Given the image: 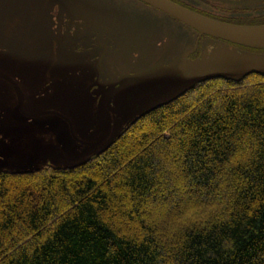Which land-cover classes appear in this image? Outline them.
<instances>
[{"label":"trees","instance_id":"obj_1","mask_svg":"<svg viewBox=\"0 0 264 264\" xmlns=\"http://www.w3.org/2000/svg\"><path fill=\"white\" fill-rule=\"evenodd\" d=\"M0 264H264V76L197 85L86 164L1 170Z\"/></svg>","mask_w":264,"mask_h":264},{"label":"rangeland","instance_id":"obj_2","mask_svg":"<svg viewBox=\"0 0 264 264\" xmlns=\"http://www.w3.org/2000/svg\"><path fill=\"white\" fill-rule=\"evenodd\" d=\"M71 1L98 4L102 13H121L132 27H144L142 21H152L160 51L172 45L177 54L190 40H197L193 30L136 0H0V75L21 88L28 114L55 109V99L67 89L58 83L61 75L52 63L61 16ZM242 5L253 8L258 1L238 0L233 7ZM212 43L207 37L200 41L206 47ZM18 105L15 88L0 80V167L22 168L36 156L49 154L70 163L80 159L77 149L81 146L73 141L61 119L54 115L26 117ZM170 204L176 206L177 201L164 199L162 207L169 208Z\"/></svg>","mask_w":264,"mask_h":264},{"label":"flooded vegetation","instance_id":"obj_3","mask_svg":"<svg viewBox=\"0 0 264 264\" xmlns=\"http://www.w3.org/2000/svg\"><path fill=\"white\" fill-rule=\"evenodd\" d=\"M172 1L222 21L264 20V0H257L258 6L253 8L247 5L234 8L238 0ZM142 22L144 27H132L121 13L113 10L102 13L98 4L84 1H71L61 16L52 68L63 74L60 82L79 85L65 92V101L56 98L53 106L78 126L79 138L90 144L82 145L88 155L97 152L96 144L106 136L98 150L113 141L123 126L113 113L112 100L117 89L128 82L125 76L139 74L159 62L166 65L177 56L172 45L160 51L153 22ZM198 51L188 60L199 58ZM100 100L106 109L98 113Z\"/></svg>","mask_w":264,"mask_h":264},{"label":"water","instance_id":"obj_4","mask_svg":"<svg viewBox=\"0 0 264 264\" xmlns=\"http://www.w3.org/2000/svg\"><path fill=\"white\" fill-rule=\"evenodd\" d=\"M138 1L163 12L198 32L199 38L207 36L217 39L218 42L214 44L211 52L205 49L200 59L190 62L187 61V57L190 51H194L196 48L188 45L184 53L170 64L165 66L163 63H159L134 76L135 82L121 86L112 103L113 112L120 117L122 123L126 124L136 117L144 116L177 100L200 83L213 79L240 82L251 74L264 75V55L239 51L225 43L254 50H264V26L246 27L219 22L188 10L170 0ZM0 78L8 81L16 89L19 95V110L24 116L35 118L45 115H58L68 121L72 137L78 140L73 123L64 115L55 111L26 113L24 110L25 97L21 88L8 77L0 75ZM101 108H104L102 100L99 101L98 112L101 111ZM103 140L96 144V149L98 145L103 143ZM88 160L89 158L75 163L63 161V164L77 166ZM40 161L47 162L42 159ZM36 162L37 160L22 167V169L34 166ZM2 168L4 167H0V170Z\"/></svg>","mask_w":264,"mask_h":264}]
</instances>
